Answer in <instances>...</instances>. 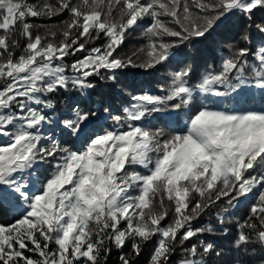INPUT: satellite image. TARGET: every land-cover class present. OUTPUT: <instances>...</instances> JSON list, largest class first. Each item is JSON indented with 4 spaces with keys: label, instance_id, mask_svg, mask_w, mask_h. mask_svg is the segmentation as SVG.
<instances>
[{
    "label": "snow or ice",
    "instance_id": "6c2138e0",
    "mask_svg": "<svg viewBox=\"0 0 264 264\" xmlns=\"http://www.w3.org/2000/svg\"><path fill=\"white\" fill-rule=\"evenodd\" d=\"M256 11L264 12V0H0V215L11 217L0 224V264H107L113 247L130 244L138 256L153 238L149 264H170L178 249L177 264H232L200 239L213 228L193 221L219 208L223 224L221 213L249 194L256 201L234 248L264 249V17L253 25ZM64 13L68 19L51 25L28 20ZM237 14L256 29L259 46L230 51L198 91L189 85L190 67L170 73L163 95L132 80L128 106L110 117L112 130L97 131L87 114L73 111L63 120L66 138L42 131L52 122L45 109L55 108L45 98L93 89L90 78L127 81V69H156L175 46L165 37L206 38ZM145 18L147 47L121 57L125 33ZM102 35L106 43L87 47ZM77 53L86 54L65 62ZM224 101L228 107L216 106ZM153 117L163 127L153 130ZM119 260L131 264L124 253Z\"/></svg>",
    "mask_w": 264,
    "mask_h": 264
},
{
    "label": "trees",
    "instance_id": "16d2710c",
    "mask_svg": "<svg viewBox=\"0 0 264 264\" xmlns=\"http://www.w3.org/2000/svg\"><path fill=\"white\" fill-rule=\"evenodd\" d=\"M30 3H36L37 0H29ZM264 17V12L256 11L251 23L254 25L258 20ZM68 19V14L64 13L59 16H54L51 20H40L37 18L29 17V22L36 24H56L63 20ZM163 20H169L168 17H162ZM151 21L145 18L143 24L139 27L129 29L125 33L124 41L117 52L121 57L132 56L133 53L142 55L140 49L146 48L149 42V37L145 35L147 26ZM250 22L245 19L242 14H237L233 17L229 27L227 29L221 28L216 30L211 36L193 38L187 43H178L177 38L165 37V42L174 44L175 46L171 50L172 55L169 57V61L165 62V65H158L156 69H127L125 70L128 75V80L125 81L123 77H119L116 82L108 79L100 80L98 78H90L95 84V88L90 90H84L79 92L73 90L72 92H64L61 90L59 94L45 99H52L55 108L45 109L51 117V121L44 130L46 135L54 136L57 139H63L65 133L61 131L63 128V120L66 116L70 115L73 111H80L89 116V120L97 125V131L100 130V125H103L107 130H112L113 121L111 116L122 115L123 108L128 106V103L133 94V89L127 87L126 84L135 80L138 84H142L145 91H150L154 94L163 95L170 86L171 75L170 73L178 71L184 67L191 68V74L188 79L189 85L193 86L198 91V85L202 82L204 74L208 71H219L220 63L223 57L230 54V51H237L241 48L248 47L250 50H254L259 46L260 40L258 33L254 27L249 28ZM178 29L177 25H170ZM37 32L43 33L44 29H33V34ZM244 36H248V40L243 39ZM20 40L21 46L25 43L24 38L17 37ZM156 39V38H153ZM106 43V38L102 35L101 38L95 41V44H89L87 47L100 46ZM86 53H77L75 57H66L65 62L71 63L77 58H83ZM19 55V51H17ZM133 59H137L133 56ZM249 61L254 62L252 53H249ZM69 74L70 69H69ZM249 79H252L249 73H246ZM253 80V79H252ZM255 94L257 101L259 100V92L253 90L249 95ZM201 97H206L204 94H199ZM217 107L225 108L229 104L227 101L219 102ZM257 106V105H253ZM106 110V111H105ZM156 115H167L156 114ZM106 118H108L106 120ZM153 119V130L163 127L158 121ZM55 121H60L59 126ZM87 123V121L85 122ZM83 127V125L81 126ZM166 132L170 131L165 129ZM76 139L75 136L72 137ZM65 146L71 147V144ZM50 165H45L48 167ZM256 201V197L249 194L247 197H241L240 202L236 204L235 208H229L228 213H221L225 219L223 224H220L217 220V213L220 212L219 208H213L211 215H204L199 220L193 221L194 226L200 227L204 225H210L213 228V232L205 233L200 237L205 243H213L221 252L220 259L222 261L230 260L232 264H236L237 261H241L242 264H261L264 261V249L259 244H249L244 251L236 250L234 248L235 239L237 237L238 228L241 223L251 215L250 207ZM167 203V201H166ZM221 207L226 205V198L221 201ZM171 216V212L169 213ZM11 222V217L0 215V224H8ZM253 222L258 223L253 218ZM245 233H251L250 229L245 228ZM253 235V239H254ZM195 242L189 241L188 244ZM155 245V238L153 241L143 246L140 255H135L132 252L130 244H126L123 249L117 250L113 247L112 253L108 258L107 264H121L119 256L121 253L128 255L131 264H149V257L152 253ZM28 255H33L26 253ZM184 255L179 249L177 253L171 257L170 264H177V261ZM213 257V260H216Z\"/></svg>",
    "mask_w": 264,
    "mask_h": 264
},
{
    "label": "rangeland",
    "instance_id": "374dc122",
    "mask_svg": "<svg viewBox=\"0 0 264 264\" xmlns=\"http://www.w3.org/2000/svg\"><path fill=\"white\" fill-rule=\"evenodd\" d=\"M254 80L249 79V83H248V90L249 93H251L253 90H257L259 92V89H256L253 85H254ZM206 96V94H204Z\"/></svg>",
    "mask_w": 264,
    "mask_h": 264
}]
</instances>
